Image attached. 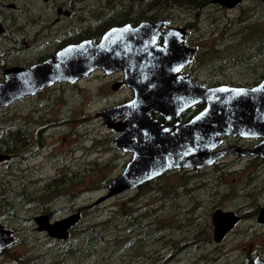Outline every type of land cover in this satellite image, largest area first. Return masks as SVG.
<instances>
[{
  "label": "rangeland",
  "instance_id": "374dc122",
  "mask_svg": "<svg viewBox=\"0 0 264 264\" xmlns=\"http://www.w3.org/2000/svg\"><path fill=\"white\" fill-rule=\"evenodd\" d=\"M262 3L243 0L226 7L216 0H0L5 26L0 60L10 64L25 54L28 62L67 41L95 34L97 39L112 24L166 19L189 32L184 45L195 46L200 67L192 64L190 70L197 80L248 84L264 76V58H237L231 71L223 54L202 53L213 46L222 50L224 42L228 51L254 53L256 42L245 43L239 36L251 10L264 14ZM25 39L29 45L24 47ZM212 61L220 63L219 73L209 66ZM122 76L121 71L98 70L0 108V153L9 154L0 159V224L16 238L0 252V264H248L239 250H253L249 257L257 250L264 254L262 244L255 250L264 239V224L254 218V201L264 202V189L255 195L262 182L251 181L263 165L252 166L247 157L231 164L236 156L230 155L199 172L164 171L146 185L106 195V178L119 172L125 155L112 145L99 110L132 94L126 84L111 87ZM43 124V147L33 151L26 146V135ZM245 204L250 218L214 241V207L242 211ZM76 211L80 216L65 238L37 229V214L54 212L49 217L53 221Z\"/></svg>",
  "mask_w": 264,
  "mask_h": 264
},
{
  "label": "water",
  "instance_id": "95a60500",
  "mask_svg": "<svg viewBox=\"0 0 264 264\" xmlns=\"http://www.w3.org/2000/svg\"><path fill=\"white\" fill-rule=\"evenodd\" d=\"M220 1L227 5L239 2ZM168 23L166 19H156L114 24L96 41L85 37L63 45L41 62L7 68L5 79L0 81V108L54 82H74L97 68L107 72L123 70V81L132 87L134 95L102 112L111 117L126 115L119 126L120 137L133 140L126 147L133 151V157L111 179L106 195L132 188L169 167L201 166L231 151L259 153L264 157V78L250 87L226 83L209 86L193 80L181 70L192 51L185 48V30ZM164 26L167 27L163 29ZM159 38L161 42L157 41ZM121 82H115L113 87ZM201 100L205 107L187 123L177 120L176 129L171 132L150 116L152 111H158L166 117H176L182 109ZM223 134L261 135L263 139L244 149L229 146L210 150L219 144ZM114 142L119 144L118 136ZM4 156L0 153V159ZM53 214H37L34 219L37 229L58 238H65L80 216L76 211L49 221ZM212 217L216 239L236 219L232 211L220 209H215ZM259 218L264 219V207ZM15 239L0 224V251L13 245Z\"/></svg>",
  "mask_w": 264,
  "mask_h": 264
},
{
  "label": "flooded vegetation",
  "instance_id": "af4514ba",
  "mask_svg": "<svg viewBox=\"0 0 264 264\" xmlns=\"http://www.w3.org/2000/svg\"><path fill=\"white\" fill-rule=\"evenodd\" d=\"M216 1H220V0H216ZM220 2H222V1H220ZM242 2H243V0H239L237 5H240ZM222 3L226 7H231L232 6V5H227L224 2H222ZM237 5H234V6H237ZM261 6L264 9V4L263 3L261 4ZM58 7H59V5L57 6V9H59ZM254 9H256L258 11L260 10L256 6L254 7ZM67 12H69V11H67ZM245 15H246V13H245ZM249 17L251 18V20H248L246 18V20H247L246 26H245L246 29L243 32V35H241L239 37L241 39H245L243 41L245 43L247 41H250V40L254 41V42H258V41L264 42V14H262V13H254L251 10L250 13H249ZM138 22H135V23H138ZM112 25H114V24H112ZM168 25H172L170 21H169ZM172 26H174V25H172ZM166 27L167 26H164L163 29H165ZM180 28H183V27H180ZM185 28L188 29V26L185 25ZM183 30H184V28H183ZM239 31H240V29H239ZM4 32H5V26L3 25V23L0 20V35H3ZM102 32H101V34H102ZM185 33L186 34L183 35V37H182L183 42L186 41V39L189 36V32L185 31ZM101 34H100V36H101ZM86 37H90L94 41L99 39V38L96 39V34L92 35V36H86ZM82 38H85V37H82ZM82 38H79L77 40L67 41L64 44L58 46L52 53H49L46 56L40 57V58H38L36 60H31V61L25 62V56H26L25 54L21 56L22 57L21 60H17L14 63H10V64L0 60V81H3L5 79V70L7 68L13 67V66H30V65H32L34 63L41 62V61L47 59L48 57L52 56L53 53L57 49L62 47L63 45H65V44H67L69 42L78 41V40H80ZM157 41L161 42L162 40H161V38H159ZM225 44H226V42L223 43V49L222 50H219V48L213 46V50H212L213 52L209 51L208 49H206V50H203L204 53H202V54L206 55V56L207 55H211V57H218L219 55L223 54L222 58H224V59H226L228 61V66L227 67L231 71L233 69H236V59L237 58H240V59H244V58L252 59V58H255V57L261 58V59L264 58V52H258V51H255L254 53L234 52L233 49H229V51H228V49H226L224 47ZM25 45L26 46L29 45V42L26 39L24 40V47H25ZM191 48H192V51L190 53V57L191 58L186 64L183 65L181 70L183 72H186L189 75V77L192 78L193 80H195V81H197L199 83H203V84L209 85V86L226 83V82H216V83L208 84V83H205V82L197 80L196 77L194 75H192V72L190 70V66L193 64V66H195V69H197V68L200 67V64L195 62V60H196V54H195L196 49H195V46L192 45ZM186 49L188 51L190 50L189 48H186ZM180 53H182V52H180ZM177 56H181L182 57L181 54H178ZM209 66L211 67V69L214 70L215 73H219L221 71L220 63H218L217 61H212V65H209ZM98 70H102V72L107 73V74L108 73H113V72H116V71H121L122 72V74H123L122 79H114L113 82L111 83V87L112 88H114L113 87L114 83L118 82V81H122V82L117 87H119L121 84H126L123 81L124 72L121 69L114 70V71H111V72H107V71L103 70L102 68H97V69H94V70L90 71L87 75H83L81 77L90 76L92 73H94V72H96ZM81 77H79V78H81ZM79 78L76 81H74V82H77L79 80ZM263 78H264V76L258 78L255 82H252V80H251V81H249L248 84H233V83H226V84L235 85V86H249L250 87V86H253V85L257 84ZM74 82H69V81H57V82H54V83H52L50 85L44 86L43 88L37 90L35 93L23 95V96L15 99V100H13L12 102H10L9 104H7L5 106H8L11 103H13V102H15V101H17V100H19L21 98H26V97L37 95L40 92H42V91H44V90H46L48 88H51L55 84H58V83H74ZM126 85H128V84H126ZM117 87H115V89ZM129 87L132 89L131 86H129ZM133 95L134 94H133V89H132V94L130 96L125 97L123 100L116 101L113 104L106 105L103 108H101V110H99V116L102 119V123L106 127H108L112 145H114L115 148L118 149V151H120V153L122 155H125V158H123L118 164V169H119L118 173H120L124 169V167L127 165V163L133 157V151L129 150V149H126V147H128L130 144H132L133 140H123L120 137V133H121L122 129L119 128V126H120V124L123 121L122 119H125V117H126L125 114L118 115V116H115V117L112 115V117H111V114L107 116L106 112L104 113V112H102V110H104L106 108H109L111 106H114L116 104H119L121 102L127 101L130 98H132ZM205 105H206V103H205L204 100L198 101L196 103H192L191 105H189V106L185 107L184 109H182L176 117L175 116L166 117L164 114H162L161 112H158V111H152L150 116H151L152 119H156L157 121L162 122V126L163 127H167V130L169 132H171V131H174L176 129L175 128L176 127L175 124H176L177 120L180 123H187L197 113H199L205 107ZM64 119H69V118H64ZM64 122H66V121H64ZM48 126H50V125L48 124ZM53 127H55V126H53ZM44 128H46L45 124L39 125V126L37 125V127L33 128V131L31 133L28 132L27 135H26V143H27L26 146L30 145L32 147L33 151H38V149L43 147V142L44 141L42 139V134H43V129ZM47 128H49V127H47ZM116 136H118V138H119V144H116L114 142V139H115ZM262 139H263V136H261V135H253L252 136V135H240V134H223V135H221V141L219 142V144L217 146H215L214 148L210 149V150L222 149V148L229 147V146H235V147H238L239 149H244V148H248L250 146H253V145L259 143ZM4 154L6 156H4L3 158L9 157V154H7V153H4ZM230 155L236 156V157L232 158L231 164H233V162L235 163L237 157H241L242 156V157H247V158H249V161L254 162L255 164L252 163L251 164L252 166H254V165H263L262 167L258 166L257 170L251 175V181L256 180V182H259V181H260V183L262 182L261 186H259V188L256 191L255 195H258L260 192H263V189H264V157L261 154H259V153L243 154V153L238 152V151H231V152L225 153L221 157L215 159L213 162L207 163V164H204V165H201V166H174V167H169V168L165 169L164 171H166L168 173V172H178V171H184V170L190 169L189 171L199 172L206 166L218 164L220 161L223 162V160H225V158L230 156ZM117 174H115L114 176H116ZM114 176H112V177L110 176L109 178H106V185L107 186H109V183H110L111 179ZM154 178H156V176H154V177H152L150 179H147V180L141 182L140 184H138V185H136L134 187L141 186V185L147 183L149 180L154 179ZM254 204L256 205L254 218L256 219L257 224H264V219H260L259 218V212L264 207V202L263 203H259V201H258V199L256 197V200L254 201ZM247 208H248V205H246V204L243 206V210L242 211L241 210L237 211L235 209L224 208V207H221V206L214 207V209H213V211L211 213V221H212V225H213V231H212L213 240L217 241V242H220L224 238V236L226 235V233L228 231H230V230H232V229H234L236 227V225L240 222V220H243L245 218H250V216H249V214L247 212ZM215 209H220L222 211H232L233 214L236 216V219H235V222L233 223V225L230 228H228L223 233V235L220 238H218V239L215 238V233H214V228H215L214 221L215 220H213V217H212V214L215 211ZM79 212L81 214L82 210L80 209ZM251 232L255 234L256 232H258V230L252 229ZM260 232L262 234H264V232H262V231H260ZM15 243H16V241L14 242V244ZM261 244L263 245V249H264V239L258 244V246H257V248L255 250L260 249V245ZM6 249H3L2 252L6 251ZM250 251H253V250H248V252H250ZM239 252L244 254L245 255L244 257L248 258V260H247L248 264H257V263L258 264H264V263H259V261L264 262V254H262L261 250H257V252H256L254 257H249L247 251L239 250ZM244 261L245 260L243 258V262Z\"/></svg>",
  "mask_w": 264,
  "mask_h": 264
},
{
  "label": "trees",
  "instance_id": "16d2710c",
  "mask_svg": "<svg viewBox=\"0 0 264 264\" xmlns=\"http://www.w3.org/2000/svg\"><path fill=\"white\" fill-rule=\"evenodd\" d=\"M92 36V35H91ZM254 51H258V52H264V42L262 41H258L255 43V46H254ZM234 52H248L247 49L242 50L240 48H235L234 49ZM17 258V257H16Z\"/></svg>",
  "mask_w": 264,
  "mask_h": 264
}]
</instances>
